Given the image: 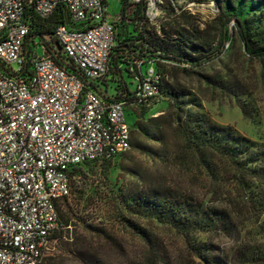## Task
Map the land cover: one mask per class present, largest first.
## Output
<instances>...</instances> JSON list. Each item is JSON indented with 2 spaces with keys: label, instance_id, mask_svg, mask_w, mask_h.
<instances>
[{
  "label": "built area",
  "instance_id": "built-area-1",
  "mask_svg": "<svg viewBox=\"0 0 264 264\" xmlns=\"http://www.w3.org/2000/svg\"><path fill=\"white\" fill-rule=\"evenodd\" d=\"M128 1L145 4L156 21L162 0ZM60 6L69 16L53 35L61 67L43 45H26V17L45 20ZM107 8V0H0V264L42 263L61 226L56 204L70 197L73 170L129 152L125 113L158 95L153 68L131 105L104 89L115 38Z\"/></svg>",
  "mask_w": 264,
  "mask_h": 264
},
{
  "label": "rangeland",
  "instance_id": "rangeland-1",
  "mask_svg": "<svg viewBox=\"0 0 264 264\" xmlns=\"http://www.w3.org/2000/svg\"><path fill=\"white\" fill-rule=\"evenodd\" d=\"M121 1L107 0L110 20L117 17ZM167 2L172 5L176 16L189 17L194 26L204 30L211 44L212 38L223 36L217 21L219 10L213 0H162L157 19L151 23L159 26L172 20L166 18ZM260 16L256 14L260 18L256 23V39L262 38L264 29V19ZM129 30L122 37H127ZM226 30L228 41L224 52L211 61L201 62L193 68L161 61L155 67L149 64V68L157 70L163 90L176 92L186 109L204 114L220 127H231L264 150V58L253 59L244 52L232 23ZM36 52L38 56L42 55L40 47ZM13 70H16L15 65ZM123 78L132 90L134 81L125 72ZM175 103L168 95H162L151 106L134 110L136 121L130 151L111 164L89 165L74 173L70 197L66 203L60 204L62 212L71 219L70 237L74 244H86L103 264H150L148 246L125 224L124 220H130L156 245L166 249L171 264H196L183 237L174 229L125 209L131 202L126 199L128 191L132 186L141 185L132 171L191 194L207 207L226 211L236 227L233 237L201 234L198 239L217 245L230 264H252L245 258L253 251L264 252V234L259 229L264 223V214L257 215L244 206L243 196L231 183L229 170L221 167V163H216L219 177L214 180L191 156L183 161L175 158L181 148L174 124L176 109L172 105ZM242 104L248 108L247 116L242 113ZM125 115L131 125L133 114L127 111ZM138 126L147 128L149 133L161 132L163 142L147 139L139 133ZM136 142L141 147L136 148ZM145 147L158 150L161 157L152 159L144 151ZM73 249L72 245L68 247L50 241L44 258H52L55 264H82L68 253Z\"/></svg>",
  "mask_w": 264,
  "mask_h": 264
},
{
  "label": "trees",
  "instance_id": "trees-1",
  "mask_svg": "<svg viewBox=\"0 0 264 264\" xmlns=\"http://www.w3.org/2000/svg\"><path fill=\"white\" fill-rule=\"evenodd\" d=\"M213 1L216 2L219 10L217 21L218 26L223 30V36H217L215 40L212 38L211 44L206 32L194 26L189 17L182 14L176 16L169 2L165 7L166 18H172V20L156 26L147 18L145 4H131L128 0H123L118 22L111 23L115 38L109 57L108 74L103 83L104 89L114 100L123 101L127 105L133 104L137 83L150 65L155 67L157 62L163 61L193 68L201 62L215 59L224 52V46L228 41L226 29L230 23L233 24L234 33L244 52L250 58L263 59L264 29L261 39L255 37L256 23L260 21L256 14L259 13L264 19V0ZM26 19L29 22L27 48L33 46L34 41L39 40V44L46 48L47 54L51 55L55 63L60 67L63 66L64 59L60 53L53 50L56 44L53 35L58 26L69 24V16L65 8L58 7L45 20L34 14L28 15ZM118 28L120 31H117ZM127 29H131L128 36L122 37ZM30 66L28 61L24 67L26 74H29L27 69ZM124 72L134 81L135 86L132 90L124 81ZM207 80L211 82L210 78ZM158 90L155 100L162 95H168L172 102H176V105L173 104L172 107L176 109L174 124L181 141V148L175 154V158L183 161L191 156L214 180L219 177L217 171L219 166L216 163H221V167L229 170L231 183L243 196L244 206L257 215L264 214V150L261 145L238 135L231 127L224 128L216 125L198 111L186 109L180 103L176 92L163 90L161 77ZM145 108L147 107L138 106L131 109L130 113L134 116L133 123L130 125L131 135L136 121L134 110ZM241 110L244 116L248 115L246 104L241 105ZM138 131L153 142H163L161 132L149 133L148 129L142 126H138ZM135 147H141V144L136 142ZM144 149L152 159L161 157V153L154 148L145 147ZM116 160L118 159L84 164L73 170L71 181L74 173L81 167L111 164ZM131 173L140 179L141 185L132 186V190L128 191L126 199H130L131 202L126 204V210L138 217H147L174 229L183 237L188 253L196 264H230L228 257L217 245L198 239L201 234L233 237L236 227L226 211L207 207L193 195L166 186L160 180L149 179L146 174L140 176L137 172L131 171ZM68 199H63L56 204L61 226L51 236L50 241L63 243L68 247L74 246V249L68 253L82 264H103L86 244H74V239L70 237L71 219L62 212L60 205L66 203ZM124 221L127 227L131 228L148 246L150 264H171L170 256L165 248L156 245L133 221ZM259 229L264 234V223ZM245 259L252 264H264V252L253 251ZM42 263L55 264V261L48 257L44 258Z\"/></svg>",
  "mask_w": 264,
  "mask_h": 264
},
{
  "label": "crops",
  "instance_id": "crops-1",
  "mask_svg": "<svg viewBox=\"0 0 264 264\" xmlns=\"http://www.w3.org/2000/svg\"><path fill=\"white\" fill-rule=\"evenodd\" d=\"M122 1H121V4H122ZM107 7H108V2H107ZM120 11H121V7H120V10H119V13H118L117 17H115L114 19H111V20L109 19V16L107 14L108 22H110V23H117L118 20H119V18H120ZM117 31H120V29L118 28Z\"/></svg>",
  "mask_w": 264,
  "mask_h": 264
},
{
  "label": "water",
  "instance_id": "water-1",
  "mask_svg": "<svg viewBox=\"0 0 264 264\" xmlns=\"http://www.w3.org/2000/svg\"><path fill=\"white\" fill-rule=\"evenodd\" d=\"M55 46H56L57 50L59 51L60 50L59 46L57 44H55Z\"/></svg>",
  "mask_w": 264,
  "mask_h": 264
}]
</instances>
